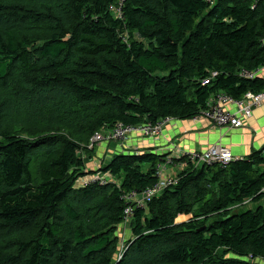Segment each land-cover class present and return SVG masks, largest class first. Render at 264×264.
I'll list each match as a JSON object with an SVG mask.
<instances>
[{"label":"trees","instance_id":"1","mask_svg":"<svg viewBox=\"0 0 264 264\" xmlns=\"http://www.w3.org/2000/svg\"><path fill=\"white\" fill-rule=\"evenodd\" d=\"M262 68L264 0H0V264H264L262 151L187 162L135 211L124 248L123 196L153 187L167 157L120 153L87 172L82 154L120 123L262 93L241 75ZM95 173L112 179L77 188Z\"/></svg>","mask_w":264,"mask_h":264},{"label":"crops","instance_id":"2","mask_svg":"<svg viewBox=\"0 0 264 264\" xmlns=\"http://www.w3.org/2000/svg\"><path fill=\"white\" fill-rule=\"evenodd\" d=\"M257 77L264 81V68L258 71ZM226 109L235 110L231 105H227ZM244 125L243 128L238 129L216 128L212 121L206 118L184 121L174 119L157 137L147 138L135 132L129 135V139L124 144L104 142L97 145L94 151L86 150L82 154L86 160L87 172H96L95 167L104 165L115 154L138 155L152 152L178 161L184 152L205 151L216 144L229 148L236 160L247 159L264 148V103L254 109L252 117L245 119ZM183 169L179 162H175L166 168L165 178H177ZM111 179L109 176L108 180ZM118 183L120 184L119 181ZM252 205V203L248 204V206ZM187 218L188 216L181 215L176 222H186Z\"/></svg>","mask_w":264,"mask_h":264},{"label":"built area","instance_id":"3","mask_svg":"<svg viewBox=\"0 0 264 264\" xmlns=\"http://www.w3.org/2000/svg\"><path fill=\"white\" fill-rule=\"evenodd\" d=\"M209 3H214L217 0H207ZM123 2V0H121ZM258 71L249 72L243 70L241 75L245 78L254 79L258 76ZM219 74L212 73L209 79L204 80V85H209L211 80L216 78ZM264 103V91L259 94H254L248 92L242 100H236L226 94L219 93L213 96L209 103L208 108L197 118H206L212 121L216 128H229L238 129L243 128L245 119L252 117L254 109L261 106ZM227 105H231L235 108L234 111L226 109ZM174 119L166 118L155 124L145 123L139 126L118 124L115 128L111 130H105L103 132L96 133L91 139V147L94 145H100L104 142H121L124 144L131 133L138 132L142 136L147 138H154L160 135L165 126L170 124ZM262 157L264 159V148L262 149ZM180 159H186V162H179L181 167H186L187 162H191L196 166L207 165V166H227L232 161L236 160L233 156L232 151L221 145L216 144L205 151H194V152H184L181 154ZM178 159V160H180ZM176 160L167 158L162 161L156 168V176L159 181L151 188L147 189L144 193H138L136 191L126 194L123 196L126 202L125 208V224L132 221L135 211L137 209H144L148 206V203L156 196H159L164 189L170 185L176 184L178 178H165V170L169 165H172ZM100 174L92 177L93 180L81 179L88 184L89 182L99 183L100 185H105L109 182V175H104L99 177ZM83 185V184H82ZM81 185V186H82Z\"/></svg>","mask_w":264,"mask_h":264},{"label":"rangeland","instance_id":"4","mask_svg":"<svg viewBox=\"0 0 264 264\" xmlns=\"http://www.w3.org/2000/svg\"><path fill=\"white\" fill-rule=\"evenodd\" d=\"M114 142V141H111V143ZM103 160V159H102ZM101 160V163L103 162ZM103 168L102 164L101 165H98L97 167H95L96 171L98 170H101ZM87 173V172H86ZM96 174H100V173H95ZM89 175V174H88ZM93 175V174H92ZM92 175H89L87 176L88 178H90L89 180H93L94 178H92L93 176ZM91 176V177H90ZM104 174L100 175L99 177H103ZM81 179V178H80ZM85 183L83 180H79L78 181V184H77V188H80L82 187L81 185ZM90 183V182H89ZM254 205V204H253ZM248 206L247 208H255L256 205L254 206ZM186 216V215H185ZM192 215H189L188 216V220L189 221L191 219ZM132 221H130L129 223L127 224H123L122 226H120L117 230V235L118 237L120 238V242H121V246L122 248H124V246L127 244V242L130 240L131 236H132V230H131V227H130V224H131ZM178 223V222H177Z\"/></svg>","mask_w":264,"mask_h":264}]
</instances>
